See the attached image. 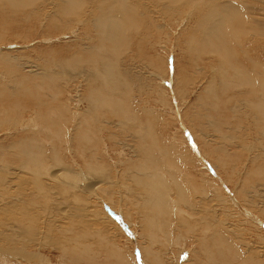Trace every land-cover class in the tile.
Instances as JSON below:
<instances>
[{"label":"bare ground","instance_id":"6f19581e","mask_svg":"<svg viewBox=\"0 0 264 264\" xmlns=\"http://www.w3.org/2000/svg\"><path fill=\"white\" fill-rule=\"evenodd\" d=\"M175 15L184 23L172 90L188 97L199 88L182 121L244 213L264 221V0H0V46L30 42L33 32L69 37L28 56L0 52V264H53L42 252L54 250L62 264H135L110 244L89 200L110 220L108 205L123 206L115 193L138 217L144 264L166 260L139 239L174 225L191 236L184 264H264L259 220L249 213L256 226L224 225L214 178L204 175L213 186L203 188L183 158L188 147L165 144L162 118L138 105L168 73L153 44L159 20ZM72 82L78 99L64 95ZM217 199L223 211L233 201Z\"/></svg>","mask_w":264,"mask_h":264},{"label":"rangeland","instance_id":"374dc122","mask_svg":"<svg viewBox=\"0 0 264 264\" xmlns=\"http://www.w3.org/2000/svg\"><path fill=\"white\" fill-rule=\"evenodd\" d=\"M162 18L163 19L159 20L158 23H159V25L161 24L164 27L162 26L163 29H160L161 31L160 30L157 31V32H161L162 40L160 41L161 43L156 41V43L153 44V45H155L153 47L155 48L154 49L155 50L154 54L157 51L161 55L159 57L158 53H156L155 56H157V58L160 61L161 60L163 61V59L166 60L165 64H167L169 66L168 67V73H166L168 75L163 73V72H165L164 69H163L162 74L160 75L161 78H162V84L159 85L160 87H157V89H154V91H153L154 94H153V96H151L152 98L149 95L148 98H146L147 101L145 100L143 102V104H138V105L139 106L140 105L141 106L144 105L143 107H145L146 109L148 107V109L151 112H155L156 114L158 113L160 118H162V120L164 121V126L167 127V128L165 127V131H167V133H169L168 136H167V139L165 140V144L169 143L174 149H176L178 146L183 145V144H185L188 147V150H184L183 151V158L191 160L192 168H195L196 171H197L196 175L198 177L199 176L201 177V178L199 177V179H197V181L202 185L203 188H211L213 186L212 183L210 182V180L206 181V179L203 178L204 175H207V176L211 177V179L214 178L213 182L216 183L217 186L220 187V189L222 190V194H224V196H219L218 193H220V192H216V190H215V192H213L214 195L212 196V198H214L212 203L215 204L214 206H216L215 209L218 211V213H219L218 215H221L223 224L224 225L232 224V226H233V225H239L240 222H244V221H247V223L250 222V221H252V222L254 221V223H252V222H250V223H252L251 225L254 224L256 226L258 224V222H256L255 220L251 219V217H250V216H255L254 215L255 212H253L252 210L250 212H247L248 214L250 213L249 214L250 216L248 214H246V212L244 213L243 210L244 209L247 210V206L245 204H243L242 201L240 202V200L232 192V190L230 188H228L227 184L224 182V179H223V176L221 175V173L215 167H213V165L210 162H208L205 159L204 155L202 154V152L199 150L198 146L196 145L197 144L196 140L193 138L190 130L187 128V125H185L184 122L182 121V116H181L182 113L181 112L186 108V105H188L194 99V97L197 94L199 88L196 87V86L194 88H192L190 90L191 92H189L188 97H186V96H184V97L177 96L174 93V91L172 90L173 89V84H172L173 67L172 66L174 65L173 61H172V60H174L173 56H176V55H177V57H179V55L181 56L180 52H178L180 50L177 47H175L176 44H177V43H175V41L177 39L178 34L182 30L184 21H182V22L178 21L179 19H177L176 15H175V17L173 16L172 19L165 18V17H162ZM166 19H168V20H166ZM183 19H185V16L183 17ZM165 21H166V24H165ZM172 22H173V24H172ZM31 34H33L34 37L32 38V41H30V42H27V41L26 42H20L19 41L17 43L10 44V41L7 40V42H6L7 45H1L0 46V52H2V53H12V54H14L12 56H15V55L16 56H22L21 53H24L25 56H28L29 52L31 50H33V49H46V50H48V49H57L61 45H64V44L66 45L68 43L67 41L69 40V37L67 36V33H65L64 35L63 34H57L55 36H52L51 38L50 37H45L46 39L40 37L41 32H37L38 35L36 34V32H33ZM154 34L158 35V36H156L157 38L159 37V34H156V33H154ZM49 38H50V40H49ZM52 38H53V41H52ZM151 48H152V45H151ZM29 59L27 60V62H29V63L33 62L32 61L33 58H31L30 61H29ZM23 61H25V60H23ZM165 70H166V65H165ZM152 73H150V72L148 73V72L145 71V74L148 75V76H146L147 78H149V76L152 77V75L155 76L154 72H152ZM4 76H5V74L2 72V70H0V80L1 81L4 79L3 78ZM152 79H155V78H152ZM158 84H159V82H157L156 85H158ZM80 85L81 84L72 82L71 85H69L70 89L66 88L67 94H64L65 97L69 96L72 92H73L72 93L73 96H76L75 94L77 93V96L79 97L80 96L79 93H81V91H80L81 86ZM160 89H161V91H160ZM73 90H75V91H73ZM155 92H156V94H155ZM161 92L163 93L162 95H161ZM64 95H61V98ZM77 96H76V98H77ZM73 104H75V100L73 101ZM72 159L76 160L75 157H74V154H73V158ZM116 159L122 160L124 158L123 157L120 158L119 156L116 155ZM241 162H240V164H241V166H243ZM176 166H177L176 167L177 169H180V166L178 167V164H176ZM199 167L202 168V170ZM203 168H206V169H203ZM212 168H214L213 169L214 171L212 170ZM197 169L200 170V171H198ZM211 170H212V172H211ZM203 171H206V172H203ZM198 172H199V174H198ZM213 172H215V173L213 174ZM176 175H179V173L176 172ZM222 181H223V183H222ZM223 187H225V188L223 189ZM225 189H226V191L228 190V192H224ZM206 190H207V192H210L208 189H206ZM115 195H116V193L114 194V196L112 194V197H114L115 200H117L119 203L122 202L123 206L121 207V210L118 211V208H117V206L114 203L111 204V205H108V207H110L115 212L114 214L111 213L114 216L109 215V216H111L110 220L106 219V217L100 211V208L96 206L97 204H96L95 201H93L91 199H89V200L91 201V203H93V209L98 210L100 215L102 216V218L105 221V224H106V228L105 229H106L107 233L109 234V242H113V243H110V244H112L113 246H120V248L123 251V253L126 255V257H129L130 260L134 259V260H136V263L144 264V262L142 261V257H141L142 255H141L139 247H138V239H137L138 235H139V231H140V226L139 225H137V226L134 225L135 221L136 222L138 221V217L132 213V211H134L133 209L127 210L126 206L124 205L123 200L121 198H117L118 195H116V197H115ZM228 195L229 196L231 195L230 198H229ZM101 196L102 197L99 196L100 202L105 199L102 194H101ZM232 196H234L235 198L232 197ZM219 197H221V199L226 198L225 200L229 199V200H233L234 201V203H233V201H229L228 202V200H227V202H226L227 205H225L224 207L226 209L228 208L229 210L228 209L227 210L224 209V211L220 210V209H222V206L219 203L220 200L217 199ZM102 198H103V200H102ZM206 199H208V196H206ZM122 203H121V205H122ZM235 204H237V205L235 206ZM174 205H175V203H174ZM108 207L105 208V206H104L102 208V210H105V212L108 213V210H109ZM173 207L175 208V206H173ZM234 207H235V209H234ZM239 210H241V211H239ZM109 211H111V210H109ZM227 211H229V212H227ZM234 212H235L236 215L234 214ZM251 212H253V214ZM229 216H232V217L229 218ZM248 216H249V218H248ZM257 216L258 215L256 213L255 217L258 219L259 216L258 217ZM233 222H235V223H233ZM259 222L261 224L259 223L257 225L258 228L260 230L264 231V224H263L264 221L259 220ZM174 227H175V225H174ZM174 227H169L167 229H164L162 232H160L159 234H157L155 236H149V237L144 236V237L140 238L139 240L142 241L141 247H143V246L149 247L151 244L147 243L146 241H151V242H153L152 246L154 248H156L157 250L159 248L161 249L159 254H160V256L162 258L165 257V260H166L164 262L165 264L166 263L167 264H175L176 261L178 262V264H184V262H186L188 260L187 257L191 255V251L188 253V250H187L188 244H189L188 241H189L191 236H190V233L188 234V233H186L184 231H181L180 227H178L177 225H176V228H174ZM177 228L180 229V230H177ZM131 232H133V233L130 236L129 234ZM135 232L137 234H135ZM242 234H244V236L247 239L251 240L250 238L247 237L245 232H241L238 236H240V237L242 236V238H243ZM166 235H168L169 238H170L167 241L164 240L165 239L164 237ZM262 235H264V232H263ZM158 241H161V242L158 243ZM192 247L193 248L195 247V242L194 241L192 242ZM42 253L47 254L50 257L51 262L53 264H56V263L57 264H62L60 262V260H59V253L56 250L50 251V252L43 251ZM138 254H139V256H138ZM167 257L168 258L172 257V258L168 259Z\"/></svg>","mask_w":264,"mask_h":264}]
</instances>
